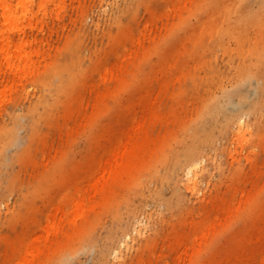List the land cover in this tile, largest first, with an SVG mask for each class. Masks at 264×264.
Masks as SVG:
<instances>
[{"label": "rangeland", "instance_id": "374dc122", "mask_svg": "<svg viewBox=\"0 0 264 264\" xmlns=\"http://www.w3.org/2000/svg\"><path fill=\"white\" fill-rule=\"evenodd\" d=\"M7 1L17 19L4 24L0 7V30L7 31L0 46L12 39V64H17L10 66L0 55V264H55L74 249L70 264H187L181 237L200 236L196 224L209 215L213 199L240 198L256 183L264 189V109L245 114L251 129L246 138L217 128L199 188L181 185L182 206L170 186L160 197L145 199L142 232L130 224L132 215L123 210L118 219L110 204L113 195L119 199L132 189L134 178L147 172L156 152L196 112L199 99L181 91L192 85L190 76L210 71L215 54L220 63L228 58L230 48L207 47L216 38L210 24L221 23L229 10L234 18L242 0ZM246 3L257 13L264 0ZM55 67L68 82L51 94L44 82ZM132 95L151 102L132 109L126 121L133 144L145 153L137 170L114 179L109 168L105 176L101 158L118 144L104 147L102 138L129 112ZM5 138L11 142L1 151ZM169 164L158 169L162 173ZM166 200L172 201L170 208ZM219 214L223 219V210ZM239 226L234 222L215 241L208 235L205 246L212 243L215 252ZM121 229L132 238L124 255L115 258L111 249ZM111 233H117L112 241ZM30 250L28 263L23 257Z\"/></svg>", "mask_w": 264, "mask_h": 264}, {"label": "bare ground", "instance_id": "6f19581e", "mask_svg": "<svg viewBox=\"0 0 264 264\" xmlns=\"http://www.w3.org/2000/svg\"><path fill=\"white\" fill-rule=\"evenodd\" d=\"M1 1L0 7H3L6 13L4 24L14 25L17 15L13 12L12 5L7 0ZM246 2L247 0H242L239 3L241 8L236 4L234 18L229 10L221 23L214 19L210 24L211 33L216 35V38L213 43L208 42L207 47L214 51L218 46L230 48L229 56L220 63L217 60L218 55L215 54L216 60L211 63L210 71L190 76L192 85L181 91L183 95L199 99L196 112L184 122L180 131L172 136V142L159 153L156 152L153 157L156 162L147 166L145 170L147 172L134 178L132 189L119 199H116L117 194L112 196L114 199L110 206L115 208V216L119 219L125 210L128 215L133 216L130 224L140 232L143 230L141 226L143 220L140 219L139 213L146 204L145 199L149 196L152 199L160 197L162 189L170 186L177 197V206H182L185 193L180 191L181 185L188 191L199 188L205 172L202 163L208 156V149L214 143L217 128L222 131L234 130L237 138H241L242 135L246 138L251 129L245 114L258 113L264 109V5L255 13ZM211 12L214 13V10L208 14L212 15ZM257 25L260 29L256 34L252 29ZM3 30H0V43L7 33ZM11 44L12 39L7 38L0 46V55L8 60L10 66H16L17 62L12 64ZM75 54L79 56L80 53L75 51ZM75 63L69 66L72 75L75 74ZM62 71L56 70L55 67L50 78L44 82L51 94L67 85L68 80ZM144 99L143 95L135 99L132 95L126 104L129 112L125 114L118 127L105 129L102 146L106 147L115 142L118 144L117 150L101 158L105 176L108 168L115 174L114 179L122 178L125 172L130 173L138 169V160L145 151L133 144L134 137L128 133L126 121L133 117V111L137 107L151 104ZM46 100L47 97L44 98V101ZM259 126L262 127V124ZM36 129L37 125L34 124L33 132H36ZM10 142V138H5L1 151L8 147ZM114 154H117L116 159L109 165L108 159ZM167 162L170 163L169 166L161 173L159 166ZM155 180L157 184L153 186ZM252 188L240 198L233 194L230 198L221 196L213 199L209 215L196 224L194 233L202 231L200 236L191 237L190 240L184 235L181 237L183 250L186 254L189 253L187 264H264V189H259L258 183ZM165 204L169 208L173 205L171 200H166ZM122 205L125 206L123 209ZM220 210L224 212L223 219L219 218ZM234 222H238L240 226L231 232L223 247L214 252L210 248L212 243H209L208 247L205 246L208 243H204V239L207 240L208 235L211 234L215 241L224 230H230ZM120 233L121 239L116 249H111L115 258L124 255V248L129 244V238H132L124 229H121ZM116 235L117 233H111L109 239L112 241ZM257 237L259 244L254 245L253 241ZM109 250H104L103 256H106ZM76 254V249L72 251L71 257L62 253L55 264H70ZM29 256H34V250H30L23 257L24 261H27Z\"/></svg>", "mask_w": 264, "mask_h": 264}]
</instances>
